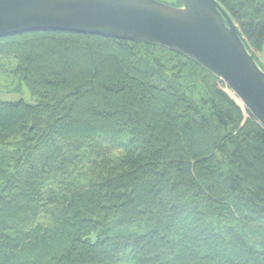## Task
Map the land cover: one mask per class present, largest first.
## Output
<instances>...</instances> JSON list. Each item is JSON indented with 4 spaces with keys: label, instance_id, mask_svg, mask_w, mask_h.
<instances>
[{
    "label": "trees",
    "instance_id": "16d2710c",
    "mask_svg": "<svg viewBox=\"0 0 264 264\" xmlns=\"http://www.w3.org/2000/svg\"><path fill=\"white\" fill-rule=\"evenodd\" d=\"M217 1L256 59L264 0ZM0 57L38 99L0 98V264H264V127L219 78L102 35L0 38Z\"/></svg>",
    "mask_w": 264,
    "mask_h": 264
},
{
    "label": "water",
    "instance_id": "95a60500",
    "mask_svg": "<svg viewBox=\"0 0 264 264\" xmlns=\"http://www.w3.org/2000/svg\"><path fill=\"white\" fill-rule=\"evenodd\" d=\"M0 0V38L32 32L111 36L160 45L219 78L264 127V69L217 0Z\"/></svg>",
    "mask_w": 264,
    "mask_h": 264
},
{
    "label": "rangeland",
    "instance_id": "374dc122",
    "mask_svg": "<svg viewBox=\"0 0 264 264\" xmlns=\"http://www.w3.org/2000/svg\"><path fill=\"white\" fill-rule=\"evenodd\" d=\"M167 4H171L176 7H180L177 0H158ZM143 49L148 50L151 53H155L162 57L161 62L164 64H168L171 59V56L166 54L165 52L161 51L160 49L150 48V47H144ZM256 59L261 64V67L264 69V46L260 52L256 53ZM18 67L17 60L13 58H4L0 57V98L7 102H17V101H25L28 104H37L38 99L32 95L29 88L20 80V78L16 75V70ZM202 80H199L198 82H201ZM193 79L188 78L186 82L183 84V91H188L189 88L192 86ZM235 101L236 103L241 106L242 110L245 112L246 107L241 104V102L237 99L235 94L225 88L224 89ZM204 93V88L201 84L197 86V90L193 93V98L196 100L197 103H200V100L202 98V95ZM14 148L11 147L8 151H12ZM15 169L14 167L10 168V173H14ZM6 185V180L0 181V193L4 189ZM196 205V207H194ZM190 211L185 218V221L183 223L192 222L194 219H199L205 217V214H201L203 212V206L198 203H191L189 205ZM182 225V224H181ZM148 232V229L145 225L141 224H135L126 228L122 229H114L112 231L111 236L115 235H129V234H146Z\"/></svg>",
    "mask_w": 264,
    "mask_h": 264
},
{
    "label": "bare ground",
    "instance_id": "6f19581e",
    "mask_svg": "<svg viewBox=\"0 0 264 264\" xmlns=\"http://www.w3.org/2000/svg\"><path fill=\"white\" fill-rule=\"evenodd\" d=\"M238 99V98H237ZM239 100V99H238ZM240 101V100H239ZM241 102V101H240ZM241 104H243L242 102H241Z\"/></svg>",
    "mask_w": 264,
    "mask_h": 264
}]
</instances>
